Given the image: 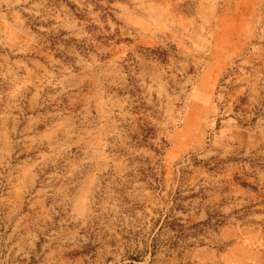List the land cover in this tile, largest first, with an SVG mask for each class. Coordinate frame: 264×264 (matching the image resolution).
<instances>
[{
	"label": "rangeland",
	"instance_id": "374dc122",
	"mask_svg": "<svg viewBox=\"0 0 264 264\" xmlns=\"http://www.w3.org/2000/svg\"><path fill=\"white\" fill-rule=\"evenodd\" d=\"M0 264H264V0H0Z\"/></svg>",
	"mask_w": 264,
	"mask_h": 264
}]
</instances>
